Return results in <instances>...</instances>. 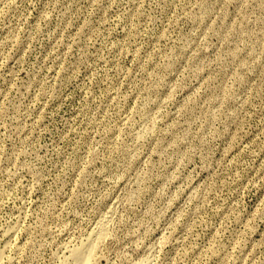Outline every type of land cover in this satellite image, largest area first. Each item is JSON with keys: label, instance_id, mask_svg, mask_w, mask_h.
Listing matches in <instances>:
<instances>
[{"label": "rangeland", "instance_id": "rangeland-1", "mask_svg": "<svg viewBox=\"0 0 264 264\" xmlns=\"http://www.w3.org/2000/svg\"><path fill=\"white\" fill-rule=\"evenodd\" d=\"M103 219L91 264H264V0H0V264Z\"/></svg>", "mask_w": 264, "mask_h": 264}, {"label": "bare ground", "instance_id": "bare-ground-1", "mask_svg": "<svg viewBox=\"0 0 264 264\" xmlns=\"http://www.w3.org/2000/svg\"><path fill=\"white\" fill-rule=\"evenodd\" d=\"M106 224L107 223L104 221V219L102 222H99L98 225L96 224L97 226H95L96 229H94L95 230L94 237L92 239L90 237L87 246L86 247L81 246V248L76 249V251H74V253L71 254L70 257L73 259L72 260L73 264H91V256H93L91 255L92 251L94 250V247L95 248L97 247L95 242L101 238L103 239V236L107 231Z\"/></svg>", "mask_w": 264, "mask_h": 264}]
</instances>
